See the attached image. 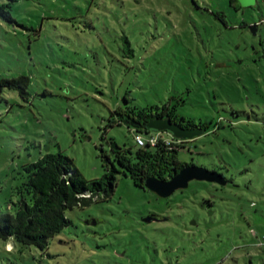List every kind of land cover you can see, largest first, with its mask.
Instances as JSON below:
<instances>
[{"label":"rangeland","instance_id":"1","mask_svg":"<svg viewBox=\"0 0 264 264\" xmlns=\"http://www.w3.org/2000/svg\"><path fill=\"white\" fill-rule=\"evenodd\" d=\"M12 6L25 27L0 19V77L27 75L31 96L11 90L0 100V210L23 164L46 152L73 158L89 181L112 166L105 155L122 171L114 151L138 150L126 122L110 124L126 96L138 109L170 100L178 116L207 124L179 158L222 166L237 185L211 215L201 206L215 192L209 182L163 198L120 172L113 194L67 210L72 224L47 249L0 238V262L264 264V0L239 11L228 0ZM154 213L159 220L145 221Z\"/></svg>","mask_w":264,"mask_h":264},{"label":"trees","instance_id":"2","mask_svg":"<svg viewBox=\"0 0 264 264\" xmlns=\"http://www.w3.org/2000/svg\"><path fill=\"white\" fill-rule=\"evenodd\" d=\"M15 1L9 0L0 4V19L12 25L23 26L11 11L12 3ZM228 1L236 11L243 7L238 0ZM126 43L129 48L125 57L131 59L134 56V49L130 47L128 39ZM30 84L31 81L27 75L0 77V100L6 91L14 90L28 101L31 96ZM125 101L126 108L115 111L119 120L113 119L110 124L126 122L134 134V141L138 150L136 153L124 148H118V151H114L116 161L123 170H118V166L105 155L112 166L107 165L108 170L101 178L89 181L75 167L73 158L62 151L46 152L37 160L23 164L19 182L12 187L11 198L6 202V207L0 210L1 239L5 241L12 239L23 246L35 245L45 250L55 235L72 224L71 219L66 215L67 210L76 206L89 205L93 201H97L102 193L106 197L113 194L117 182V173L122 172L124 175L130 176L137 186L147 189L145 182L148 177L155 176L162 180H168L184 167L195 165L182 161L178 154L187 141L194 140L199 136L193 139H180L169 131L151 130L148 124L150 120L155 118H170L184 128L202 129L203 133L200 136L208 131L209 126L207 124L196 123L183 116H178L176 114L177 105L172 107L170 100L162 107L151 106L141 109L131 107L129 105L131 100L127 96ZM165 132L171 133L173 138L166 136ZM136 134H142L145 140L156 136L158 142L156 145H152L146 141L144 146H140L136 142ZM205 167L219 174L226 182L221 184L206 181L215 186V192H210V197H203L201 206L206 212L209 211L211 215H214L217 212L216 207H219L218 201H224L227 198L224 193L227 187L237 184L229 177L224 167ZM153 219H158L155 213L151 214L145 221H152ZM0 264L2 263L0 262Z\"/></svg>","mask_w":264,"mask_h":264},{"label":"water","instance_id":"3","mask_svg":"<svg viewBox=\"0 0 264 264\" xmlns=\"http://www.w3.org/2000/svg\"><path fill=\"white\" fill-rule=\"evenodd\" d=\"M243 7H252L257 5L258 0H238ZM149 129L154 131H169L175 137L180 139H193L203 133L202 129H187L172 121L170 118L160 117L150 120ZM193 180H204L209 182H218L225 184L223 178L206 168L205 166L188 165L171 179L162 180L155 176H150L145 182V187L161 197H170L177 190L185 189Z\"/></svg>","mask_w":264,"mask_h":264},{"label":"built area","instance_id":"4","mask_svg":"<svg viewBox=\"0 0 264 264\" xmlns=\"http://www.w3.org/2000/svg\"><path fill=\"white\" fill-rule=\"evenodd\" d=\"M135 138H136V142L140 146H144L146 144V141H148L152 145H156L157 142H158V139H157L156 136H152L148 140H145V138H144V136L142 134H136Z\"/></svg>","mask_w":264,"mask_h":264},{"label":"clouds","instance_id":"5","mask_svg":"<svg viewBox=\"0 0 264 264\" xmlns=\"http://www.w3.org/2000/svg\"><path fill=\"white\" fill-rule=\"evenodd\" d=\"M9 250L11 251V247L9 246Z\"/></svg>","mask_w":264,"mask_h":264}]
</instances>
